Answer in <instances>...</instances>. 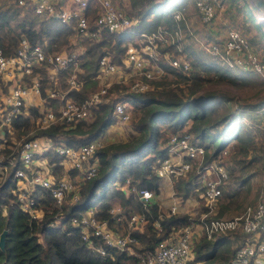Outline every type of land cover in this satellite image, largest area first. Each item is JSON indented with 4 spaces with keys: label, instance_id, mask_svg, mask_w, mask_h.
Masks as SVG:
<instances>
[{
    "label": "trees",
    "instance_id": "trees-1",
    "mask_svg": "<svg viewBox=\"0 0 264 264\" xmlns=\"http://www.w3.org/2000/svg\"><path fill=\"white\" fill-rule=\"evenodd\" d=\"M12 1L6 5L0 0V47L3 52L6 55L12 53L21 37L32 44L39 43L51 52L70 51L76 45L82 67L78 77L85 82V88L88 87V80L97 75L101 56L109 55L112 62L120 64L126 42L132 38L133 32H151L160 25H171L173 12L179 7H175L173 0H117L118 7L132 20L131 32H105L100 39L83 37L78 44H74L71 41L74 34L71 24L53 16L37 17L30 8L18 5L17 0ZM257 3L264 4V0ZM248 14L254 21L250 11ZM19 15L21 18L13 28L10 21ZM94 18V13L90 12V21ZM247 41L254 48V39ZM196 45L192 35L184 30L182 54L188 60L189 68L180 70L165 64V73L154 82L152 89L142 93L128 92L132 110L135 111L129 120L128 136L110 142L95 152L93 159L98 165L97 173L89 179L77 181L76 201H67L58 207L47 189L34 188V207L39 210L37 217L24 211L17 200L18 182L13 172L16 168H24V165L18 157V148L11 150L16 140L40 137L52 145L63 143L77 147L102 136L109 126L120 122L113 114L114 103L107 99L95 110L93 121L37 126L35 119L47 109L57 111L59 101L50 98L48 93L61 87L69 68L59 72L56 79H50L43 66L23 77L22 84L28 85L34 76H39L42 102L22 105L21 112L11 120L13 132L9 133L3 126L5 141H0V157L3 158L1 164L7 165L8 173L4 179L0 174V232L6 229L7 233L4 249H0V264H139L137 257L127 251L105 248V254L96 253L80 238L78 227L70 223V218L94 208L96 217L107 219L110 227L122 232L126 221L113 220L109 211L113 203L120 205L126 216L145 210L148 222L142 231L134 232L137 243L133 247L137 251L153 249L171 232L189 224L191 217H197L204 208L201 202V205L196 204L202 191L198 175L190 170L177 178L173 186L169 183L165 186L154 172V166L167 155L166 143L171 133L190 131L205 148L203 163L219 158L221 151L227 149L228 155H222V160L230 175L257 158L264 159V144L260 145V155L256 154L255 148L260 109L264 107V81L260 79V91L254 100H242L227 90L212 88L210 84H239V80L244 79V69L229 68L199 47L197 50ZM166 49L172 55H178L173 46ZM202 52L207 60L201 57ZM260 57L264 60V53ZM170 74L172 78L169 80ZM131 81L132 78L122 84L114 83L110 90H126ZM67 95L83 99V94L76 90L69 91ZM227 157L235 169L229 166ZM9 158L14 162L12 165L7 161ZM43 159L51 173L58 177L63 171L64 157L50 147L43 153ZM69 175L73 179L80 177L75 168L69 169ZM245 180L247 175L241 178L242 182ZM124 185L153 191L147 207H143L137 193L123 189ZM228 195H232L231 192L224 194L223 191L221 200ZM165 199L169 202L163 205ZM173 200L177 202L178 210L170 213ZM227 208H230L229 203L220 204L219 215ZM156 219L160 222L161 231H156L153 225ZM230 251L231 243L226 236L220 235L215 241L200 236L192 242V253L186 264H226Z\"/></svg>",
    "mask_w": 264,
    "mask_h": 264
},
{
    "label": "built area",
    "instance_id": "built-area-1",
    "mask_svg": "<svg viewBox=\"0 0 264 264\" xmlns=\"http://www.w3.org/2000/svg\"><path fill=\"white\" fill-rule=\"evenodd\" d=\"M116 1L17 0L18 5L30 8L31 13L37 17L53 16L63 23L71 24L74 30L72 36L74 44H78L83 37L100 39L105 32L114 34L131 32L132 20L118 7ZM192 2L201 21L208 26L213 25L217 8L223 5L222 0ZM90 12L95 15L91 21ZM172 21L171 25H160L151 32H133L132 38L126 42L120 64L112 62L109 55L101 56L98 73L88 80L86 88L85 82L78 77L82 67L79 51L76 49L51 52L39 43L32 44L25 37L19 39L17 46L8 55L0 47V141H5L3 126H6L9 133L13 132L11 120L14 115L21 112L23 104L38 105L42 102L39 76H34L28 85L22 84L21 81L25 75L31 74L35 68L41 66L46 69L50 79H56L58 73L65 68H69V71L61 87L48 93L50 98L59 101L57 111L47 109L35 119L37 126L46 127L57 123L87 120L107 99L114 103L113 114L117 121L128 122L133 113L128 92L142 93L152 89L154 82L165 73V64L180 70L189 68V62L182 54L184 30L192 35L202 50L218 58L227 67L249 69L264 81V60L237 29L229 27L219 39L200 41L189 27L184 5L174 10ZM169 46H173L178 55H172L166 49ZM110 78L113 80H107ZM130 78L132 81L126 90H110L112 84H122ZM71 90L81 92L83 99L77 100L68 96L67 93ZM260 126L264 130V107L261 109ZM104 144L103 136L77 147L63 143L52 145L40 137L17 139L15 149L18 148V157L24 165V168H16L13 172L18 182L17 200L20 207L32 217L38 216L39 210L34 207L35 187L47 189L58 207L67 201H76L79 179H89L96 175L98 165L93 156L97 150L104 147ZM166 146L167 155L154 166V172L159 179H166L172 186L180 176L186 175L190 170L195 171L198 181L201 182L200 202L204 206L197 217H191L189 224L171 232L153 249L137 251L133 247V244L137 243L134 232L142 231L148 222L145 210L131 212L126 216L120 205L113 204L109 210L113 220L126 221L122 232H117L110 227L107 219L96 217L95 209L90 208L70 218V223L78 227L80 238L101 255L105 254V248H112L134 254L139 264H186L191 256V244L194 240L202 236L215 241L220 235H224L231 243L226 264H264V166L257 187L256 200L245 205L238 214L222 216L219 215L222 187L230 177L229 170L222 160V155L228 152L227 149L221 151L219 158L203 163L205 148L187 130L171 133ZM50 147L64 157L63 163L67 167L58 177L51 173L46 160L42 157ZM7 161L10 165L14 163L10 158ZM1 165L3 170L7 171V165L4 163ZM70 168L77 169L80 177L71 178ZM122 188L137 193L143 207H147L154 195L153 191L147 188L138 189L136 186L128 188V185ZM177 210V202L173 200L170 213ZM153 225L156 231H161L158 219L154 220Z\"/></svg>",
    "mask_w": 264,
    "mask_h": 264
},
{
    "label": "rangeland",
    "instance_id": "rangeland-1",
    "mask_svg": "<svg viewBox=\"0 0 264 264\" xmlns=\"http://www.w3.org/2000/svg\"><path fill=\"white\" fill-rule=\"evenodd\" d=\"M2 1L5 2L6 5L13 2L12 0ZM126 1L127 0H125L124 2ZM257 1L258 0H223V5L217 8L216 23L215 25L211 26H208L201 21L200 15L197 9L194 7L192 0H173L172 3L175 4V7L177 5L185 6V13L189 27L190 29H192V32L198 37L200 41L219 39L223 36L227 28L232 27L240 31L241 34L244 35L246 40L249 39V41H252L254 39L252 43L255 46L253 47L260 56L264 53V4H258ZM248 11H250V13L253 15L254 21L250 19ZM21 14H23V12ZM20 18L21 15H19L16 19L10 21V24L13 28H16V24L20 20ZM211 28H214V30ZM196 47L197 50L199 48L201 49V47H199L198 45H196ZM74 48L79 51L76 45H74ZM202 51L206 53L204 50ZM203 52V56L201 57L207 60L208 57L203 54ZM243 71L244 79L239 80V84L237 85L223 83L218 85L210 84V86L215 89L227 90L230 93L239 96L242 100H244V98H247L248 100H254L257 98V93L260 91L259 89L261 80L258 75H256L251 70L244 69ZM171 78L172 74L168 75V79L170 80ZM107 80H113V78ZM95 113L96 112L94 111V113H92L93 115H91L85 121H93L96 117ZM134 114L135 113H132V115ZM129 122L130 121L125 123L120 122L116 125L114 123L112 126H109L105 133L102 135L105 139L104 146L113 141L126 139L129 131ZM256 129V137L258 138L256 139L255 148L257 152L256 154L260 155V152L262 151L260 145L264 144V130L260 128L259 123L257 124ZM11 150H15V146H12ZM227 155L228 152L226 156ZM261 158L255 159L254 162H251V164H248V166L244 167L243 169L236 170L234 175H230L229 180L223 185L222 189L224 191V194H226L227 192H231L232 195H228V198L223 197V200H221V204L223 205H227L228 203L230 204V208L225 209L221 214L222 216H233L235 214H238L243 210L245 205L251 204L256 200L257 187L263 172L264 159L262 160ZM1 160H3V158L0 157V161ZM226 161L230 167L232 166L233 169H235V166L230 158L227 157ZM7 173L8 170H3V167L0 163L1 178L4 179ZM246 175L247 180L242 182V176ZM160 181L163 185H168L166 179H160ZM200 201L201 199H199L198 203L196 204L201 205L199 203ZM168 202V199H165L163 205L168 204Z\"/></svg>",
    "mask_w": 264,
    "mask_h": 264
},
{
    "label": "water",
    "instance_id": "water-1",
    "mask_svg": "<svg viewBox=\"0 0 264 264\" xmlns=\"http://www.w3.org/2000/svg\"><path fill=\"white\" fill-rule=\"evenodd\" d=\"M7 230L3 229L0 232V249L3 250L5 246V236H6Z\"/></svg>",
    "mask_w": 264,
    "mask_h": 264
},
{
    "label": "crops",
    "instance_id": "crops-1",
    "mask_svg": "<svg viewBox=\"0 0 264 264\" xmlns=\"http://www.w3.org/2000/svg\"><path fill=\"white\" fill-rule=\"evenodd\" d=\"M116 124H118V123H115V125H116ZM0 146H1V145H0ZM42 157H43V155H42ZM66 168H67V167H66V164L63 163V170L66 169ZM76 178H77V177H76Z\"/></svg>",
    "mask_w": 264,
    "mask_h": 264
}]
</instances>
